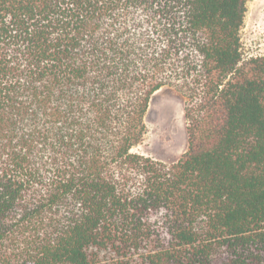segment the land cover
I'll return each mask as SVG.
<instances>
[{
    "label": "trees",
    "instance_id": "trees-1",
    "mask_svg": "<svg viewBox=\"0 0 264 264\" xmlns=\"http://www.w3.org/2000/svg\"><path fill=\"white\" fill-rule=\"evenodd\" d=\"M247 0H0V264H264V56ZM186 98L173 163L133 153Z\"/></svg>",
    "mask_w": 264,
    "mask_h": 264
},
{
    "label": "rangeland",
    "instance_id": "rangeland-1",
    "mask_svg": "<svg viewBox=\"0 0 264 264\" xmlns=\"http://www.w3.org/2000/svg\"><path fill=\"white\" fill-rule=\"evenodd\" d=\"M246 6L239 31L243 61L264 56V0H247ZM185 101L174 87L155 92L145 115V134L132 152L168 164L177 161L187 147Z\"/></svg>",
    "mask_w": 264,
    "mask_h": 264
},
{
    "label": "crops",
    "instance_id": "crops-1",
    "mask_svg": "<svg viewBox=\"0 0 264 264\" xmlns=\"http://www.w3.org/2000/svg\"><path fill=\"white\" fill-rule=\"evenodd\" d=\"M247 7V6H246Z\"/></svg>",
    "mask_w": 264,
    "mask_h": 264
}]
</instances>
